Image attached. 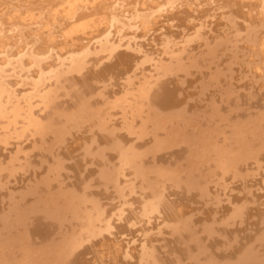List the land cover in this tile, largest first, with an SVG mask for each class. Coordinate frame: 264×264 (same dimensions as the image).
Segmentation results:
<instances>
[{
    "label": "bare ground",
    "instance_id": "1",
    "mask_svg": "<svg viewBox=\"0 0 264 264\" xmlns=\"http://www.w3.org/2000/svg\"><path fill=\"white\" fill-rule=\"evenodd\" d=\"M209 9L214 20L222 15L217 10L230 14L224 33L232 26L236 35L245 31L247 41L236 37L244 43L230 50L226 35H205L208 20L201 17ZM262 12L264 0H0V148L30 135L32 146L44 152L41 163L54 158L45 175L39 166L32 168L29 184L6 192L0 205V264H101L105 256L115 264H182L183 258L185 264H230L228 257L218 260L211 240L197 231L209 237L214 228L194 227L183 211L209 199L218 204L226 181H244L251 169L261 173L264 185V108L249 111L252 92L245 93L241 102L248 106L242 108L243 90L236 92L231 81L232 64L244 69L242 56L249 59L247 72L264 77V37L255 38L264 24ZM199 47L201 52L194 51ZM192 67L206 68L200 71L208 79L199 81L198 93L185 89ZM170 74H175L172 86L165 79ZM222 80L217 103L209 88L218 89ZM145 137L144 146L136 143ZM61 145L63 158L71 161L67 186L61 183L62 157L53 150ZM22 147L16 145L7 161L0 158V175H14L15 160L30 151ZM174 147L181 151L171 156L183 154L184 161L159 164L156 153ZM19 166L30 168L27 161ZM166 189L175 198L167 197ZM256 196L247 190L231 215L243 224ZM108 200L117 204L111 208ZM153 216L171 221L170 238L157 245L159 239L150 234L159 230L144 227ZM127 221L142 223L139 237L127 239L126 247L108 242ZM256 240L264 241L261 233ZM130 241L136 244L128 246ZM262 251L245 248L238 264H264Z\"/></svg>",
    "mask_w": 264,
    "mask_h": 264
},
{
    "label": "rangeland",
    "instance_id": "2",
    "mask_svg": "<svg viewBox=\"0 0 264 264\" xmlns=\"http://www.w3.org/2000/svg\"><path fill=\"white\" fill-rule=\"evenodd\" d=\"M207 8H210L209 6H207ZM213 12V10L212 9H209V11H208V13H206L203 17H201V19H203V20H208V22L206 23L207 24V26H206V28H204V30H205V35H207V36H212V37H214V36H216L217 35V37H221V36H224V35H226L227 36V38L229 37V39L227 40L228 42L229 41H231V43H232V45H234L233 47L231 46V43L229 44V43H227V44H229L228 46H227V49H229L230 48V50H232V49H235L234 47H237L238 45H240V44H242V43H244L245 41H247L246 39H247V37L246 36H244L245 34H246V32L245 31H239V32H236L237 33V35L235 34V31H234V29L232 28V26L229 28V26H228V28H229V30L227 31V32H225L224 33V30L226 29V26H225V19H228V18H230V14H228L226 11H223V10H217V12L216 13H220V12H222V15H220V14H216V16L218 17L216 20H214V18L213 17H211L210 16V13H212ZM224 12V13H223ZM263 13V14H262ZM261 14H262V17H264L263 15H264V12H262ZM224 14V15H223ZM224 17V18H223ZM211 20H214V22H209V21H211ZM219 21V22H218ZM262 21V24L264 23V18L261 20ZM200 23V22H199ZM219 23V24H218ZM222 23V24H221ZM201 24V23H200ZM205 24V23H204ZM199 25V24H198ZM165 26H166V24H165ZM216 26V27H215ZM219 28H218V27ZM197 27H200V25L199 26H197ZM218 28V29H217ZM220 28H221V30H220ZM223 28H225V29H223ZM171 29H175V30H181V27L180 28H175V27H172ZM231 29V30H230ZM264 24L262 25V26H260V27H258V29L256 30V31H258L256 34L258 35V36H255V38H257V40H259V38L258 37H264ZM263 30V31H262ZM190 31H192V30H190ZM218 31V32H217ZM233 31V32H232ZM262 31V32H261ZM161 32V28H159V29H157V30H155L153 33H151V35H149L148 37L149 38H152V35L153 34H155V35H157V34H159ZM238 33L239 34H241L240 35V37L238 36ZM260 33V34H259ZM231 34V35H230ZM247 35V34H246ZM263 35V36H262ZM242 36V37H241ZM236 37H238V38H240V39H242L241 41H242V43H241V41L238 39V38H236ZM216 38V37H215ZM232 38V39H231ZM246 38V39H245ZM210 39V41L211 40H213L214 38H209ZM245 39V40H244ZM237 40H239V41H237ZM256 40V39H255ZM257 40H256V42H257ZM226 41V42H227ZM152 42V41H151ZM252 42H255L254 40L252 41ZM255 42V43H256ZM238 45H237V44ZM193 44H196V43H193ZM235 44L237 45V46H235ZM152 45H154L153 44V42H152ZM152 45H148L147 47H151ZM154 49H158L159 48V46L157 45H154V46H152ZM203 50V47H199V48H196L194 51H196V52H201ZM244 52H246V50L244 49ZM97 53H100V52H97ZM246 54H247V52H246ZM242 59H243V61L241 62V64L243 65V70H240L239 68V65H238V63L236 64H232L233 66V71H235V72H233L234 74H233V78L231 79V81H233L232 83H233V85H234V87H235V91L236 92H240V91H238V90H243V91H241L238 95H239V98H241L242 100H240V102L242 101H244V99H246L245 97L246 96H244L245 95V93H249V92H252L254 95H255V97H256V100H255V97L252 99V100H248V104H250L249 105V111H254L255 109H263L264 107V85H260L261 86V88H259L260 86H259V84H260V82L262 83V84H264V80H262L264 77L263 76H259L257 73H253V72H247L246 71V67H247V65H248V60L249 59H247V56H242ZM245 60V61H244ZM211 66H214V64H212ZM238 67V68H237ZM201 69V71H204V72H206V68L205 67H200ZM242 68V67H241ZM203 69V70H202ZM198 70V71H197ZM199 70V67H192V68H190V71H189V73L186 75V78H187V80H189V85H187L186 86V90L187 91H189V92H192L193 90V93H198V89H199V87L197 88L196 86H198V84H199V81L201 80H204V81H206V79H208L207 78V76H206V74H202V72ZM242 72H243V74H245L244 75V77L242 78V79H240V73L242 74ZM245 72V73H244ZM191 74V75H190ZM199 74V75H198ZM247 74V75H246ZM249 74V75H248ZM175 74H170V75H167L166 77H165V79L168 81L167 83H169L168 85L169 86H172V85H174V83H176L174 80H171L172 78L174 79V76ZM193 75V76H192ZM201 75V76H200ZM251 75V76H250ZM256 75V76H255ZM259 76V77H258ZM245 77H246V79H245ZM253 77V78H252ZM256 77V78H255ZM258 78V79H257ZM255 79V80H254ZM248 80V81H247ZM252 80H253V82H252ZM224 82L225 81H221L220 82V87H218V89H216L215 87H210L209 88V92H210V94H213V96H214V99L216 100V102L217 103H222V101H221V97H219V96H222L221 95V93H219L222 89H221V86H223L224 87ZM234 82H236V83H234ZM193 83V84H192ZM247 83H249V84H247ZM255 83H257L256 85H255ZM239 84V85H238ZM247 86V85H249V87L247 86V87H245V86ZM251 85H253L252 87H250ZM239 86H241V87H239ZM243 87V88H242ZM188 88V89H187ZM239 88V89H238ZM192 89V90H191ZM252 89V90H251ZM259 91H258V90ZM214 91V92H213ZM219 91V92H218ZM255 92V93H254ZM243 93V94H242ZM195 95L196 94H193V97H195ZM244 96V97H243ZM192 97V98H193ZM216 97V98H215ZM219 97V98H218ZM244 98V99H243ZM220 100V101H219ZM261 102H260V101ZM204 101H206V100H203L202 102H201V104L203 103H205ZM257 101V102H256ZM241 102V103H242ZM250 102V103H249ZM259 102V103H258ZM257 103V104H256ZM242 105H243V103H242ZM247 104H245V105H243V106H241L242 108L243 107H245ZM248 106V105H247ZM255 106V107H254ZM257 106V107H256ZM87 129H88V127H87ZM32 136H30V135H28V136H25V137H23V138H21L20 140H12L11 141V143H9L8 145H6V146H4V148L2 147V148H0V158H2V159H4L5 161H7L8 159H9V157H10V155H11V153L13 154V152L15 153V150H16V145H18V146H20V147H22L23 149H24V151H26V152H28L29 150V152L27 153V154H24L23 152L21 153V154H19V156H18V161L17 160H15V162H14V167L16 168V170H15V173H14V175H6L7 173H2L1 175H0V181H4V182H0L1 184V190H0V205L1 204H3V202L6 200L5 198H6V192H8V190L10 191L11 189H16V190H19V189H21V188H23L24 186H26L27 184H29V182H31L32 181V179H31V172L33 171V169H37V167H38V169H37V171H40L41 173H42V175H45V172L47 171V168L46 167H48V165H47V163L49 164L50 162L52 163V161H54V158L51 156V157H47V162L46 163H41V160H42V157H43V154H44V152H43V150L42 149H40V148H38V147H33L32 146V143H33V140H34V137H32ZM48 138H49V136H48ZM29 139L31 140L30 142H29ZM145 139V140H144ZM28 140V141H27ZM17 141V142H16ZM22 141H24V142H22ZM143 141H145V142H143ZM19 142V143H18ZM26 142V143H25ZM32 142V143H31ZM46 143V145L47 144H49L50 143V140H48V141H45ZM147 142V137H145V138H143L142 140L141 139H139V140H136V143H138V144H140V145H142V146H144L143 144L144 143H146ZM21 143V144H20ZM29 143V144H28ZM38 143V146L40 145V142H37ZM42 143V142H41ZM44 143V142H43ZM16 144V145H15ZM13 145V146H12ZM139 145V146H140ZM15 146V147H14ZM43 146V145H42ZM60 146V145H59ZM57 147V146H55L54 148L55 149H53L54 150V155L55 156H58L60 159H61V157H62V159H61V161H62V163H66L65 165L63 164V167H64V169H63V171H62V173H61V179H62V181H61V183L63 184V185H65V186H67V182H69V180H70V178L67 176V174L69 173V172H71V170L69 171V170H67L66 168L69 166V164L71 163V161L69 160V159H65V157L63 158V156L62 155H64L63 153H64V145H61L62 147ZM142 146L141 147H139V148H141V149H143L142 148ZM3 149H4V151H3ZM40 149V150H39ZM43 149H46V147H44ZM173 149V148H172ZM172 149H167V150H161V151H159V152H157L156 154L159 156V158L161 159L160 161H159V164L161 163V164H166L167 163V161H169V160H173V158L175 159L176 158V161H177V156L176 157H172L171 155H172V152L174 151H178V149H179V151H181V147H174V150H172ZM12 150V151H11ZM32 150V151H31ZM36 150V151H35ZM42 150V151H41ZM58 150V151H57ZM11 151V152H10ZM35 151V152H34ZM45 151V150H44ZM56 151H57V153H56ZM167 151V152H166ZM7 154H6V153ZM60 152V153H59ZM78 152V153H77ZM38 153V154H37ZM169 153V154H168ZM32 154V155H31ZM40 154V155H39ZM57 154V155H56ZM76 155H80V152L77 150L76 151V153H75ZM161 154V155H160ZM162 154H163V157H162ZM4 155V156H3ZM27 156V160H24L23 158H24V156ZM34 155H36L35 157H34ZM167 155H168V157H167ZM181 155H183V154H180L179 155V158L181 159H178V163L180 164L181 162H183L184 161V157H182ZM2 156V157H1ZM9 156V157H8ZM25 156V157H26ZM31 156V157H30ZM41 156V157H40ZM166 158H165V157ZM30 157V158H29ZM151 156H146L145 158L146 159H148V161L151 159L150 158ZM6 158V159H5ZM167 158H168V160H167ZM65 159V160H64ZM166 159V160H165ZM30 160H32V162L30 161ZM35 160V161H34ZM49 160V161H48ZM181 162H180V161ZM20 161H23V162H28L29 164H30V168H27L26 170L25 169H21L20 168V166H19V163H20ZM68 161V162H67ZM18 162V163H17ZM37 165H36V164ZM50 163V164H51ZM31 164H32V166H31ZM33 164H34V166H33ZM68 165V166H67ZM45 167V168H44ZM17 168H19V170L17 169ZM33 168V169H32ZM29 169H31V170H29ZM18 170V171H17ZM23 171H25V173L23 172ZM28 171V172H27ZM30 171V172H29ZM251 171H253V173H255L254 175H253V173L251 172ZM251 171H250V174H249V176L247 177H245L244 178V181L243 180H241V179H228L227 181H226V183H228L227 184V187H229V186H231V188L229 189V188H227L226 187V189L224 190V192H222V193H220L221 195L223 194H225V196L223 197V195L222 196H220L221 198H220V201H219V203L218 204H216V203H214V199H209V198H207V200L209 199L210 201H208V203H206V204H201L200 202L198 203V202H196V203H191V206H187V207H185L184 208V211H183V215H184V217H186V218H188L189 219V221H190V223L192 224V225H194V227H196V228H198V227H200L199 226V224H207V225H209L210 226V229L212 230V228H214L213 230H212V234L209 236V237H206V235H204L203 233H201V230H199L200 228H198V230L197 231H200L199 232V234L201 235V237L203 238V239H205L206 241H207V239H208V241H207V243H210V240H211V247H212V251L213 252H215L216 253V256H218V260H220L221 262H225V261H227V257H228V261H229V263L230 264H238V258H237V256L239 257L240 255L238 254V250H240V254H241V252L245 249V248H248V247H252V249H253V251H255V250H259L260 252L263 250L264 251V241H262L260 244H259V241L258 240H256V237H258L259 236V234L261 233L262 234V236L264 237V185L262 184V182L260 181V180H263V178L262 179H260V177H261V173H256L257 171L256 170H253V169H251ZM255 171V172H254ZM28 174H27V173ZM260 172H262L263 173V170L261 169L260 170ZM17 174V175H16ZM63 174V175H62ZM252 174V175H251ZM19 175V176H18ZM47 175V174H46ZM260 175V176H259ZM18 176V178H16ZM257 176V177H256ZM4 177H6L5 179H2V178H4ZM8 177V178H7ZM12 177H13V179H12ZM259 177V178H258ZM14 178H16V179H14ZM22 178V179H21ZM246 178H248L247 180H246ZM9 180V181H7V180ZM11 179V180H10ZM31 179V181H29ZM251 179V180H250ZM255 179V180H254ZM260 179V180H259ZM15 180H17V182L18 183H16V181ZM242 182H241V181ZM22 181V182H21ZM24 181V182H23ZM26 181V182H25ZM235 181V182H234ZM237 181V182H236ZM238 181H240L241 182V187H240V182H238ZM14 182L16 183V184H14ZM230 182H231V184H230ZM244 182V184H243V186L244 185H246V187H243L242 186V183ZM249 182V183H248ZM10 183H11V185H10ZM65 183V184H64ZM234 183H235V185H234ZM237 183V184H236ZM246 183V184H245ZM15 186H14V185ZM19 184V185H18ZM21 184H23L22 186H20ZM26 184V185H25ZM18 185V186H17ZM210 185H212V186H210ZM4 188H3V187ZM8 186V188H6V187ZM207 186H209V187H207V189H209L208 191H209V193H213V192H215V190H214V186H213V183H209L208 182V184H207ZM235 186V187H234ZM253 186V187H252ZM238 187V188H237ZM243 187V188H242ZM250 187V188H249ZM236 190H235V189ZM246 188V189H245ZM211 189V190H210ZM213 189V190H212ZM228 189V190H227ZM241 189V190H240ZM3 190H5V191H3ZM15 190V191H16ZM233 190V191H232ZM235 190V191H234ZM239 191V193H238V191ZM243 190V191H242ZM247 190L248 191H251L254 195H257L254 199H255V202H251V203H249V207L251 208L250 209V214L252 215H248V216H246L245 218H244V222H243V224L242 223H240L239 222V220H240V217L239 216H237V217H233L231 214L233 213V211H234V209H232L235 205H240V203L242 202V201H244V199L245 198H240V199H237L238 197H242V195L244 194V193H246L247 192ZM167 191H168V193H167ZM228 191V192H227ZM230 191V192H229ZM233 192V193H232ZM243 192V193H242ZM170 193H171V189H166V194H167V197H169V198H171L172 196V198H175V196L174 195H170ZM232 193V194H231ZM169 194V195H168ZM230 197H229V196ZM213 196V195H212ZM228 196V197H227ZM199 197V196H198ZM198 197L196 196V198L198 199ZM227 197V198H226ZM232 197V198H231ZM171 198V199H172ZM5 199V200H4ZM225 199V200H224ZM199 200H202L201 202H204L203 201V199H199ZM212 200V201H211ZM227 200H229V201H227ZM111 202V204L109 203V202ZM107 202H108V205L107 206H109V205H111V206H109V207H111V208H113L116 204H117V200H108ZM232 201V202H231ZM106 202V201H105ZM211 202V203H210ZM227 202V203H226ZM224 203V204H223ZM258 203V204H257ZM233 204V205H232ZM135 205H138V203H134V206ZM203 205V206H202ZM207 205V206H206ZM231 205V206H230ZM254 206V208H253V206ZM194 206V207H193ZM196 206V207H195ZM203 208V207H209V210H207V211H205V209L203 208V209H201V207ZM198 207V208H197ZM216 207V208H215ZM229 207V208H228ZM197 208V209H196ZM218 208H220V209H218ZM216 209H218V210H216ZM256 209H257V211H256ZM195 210H197V211H195ZM200 212H199V211ZM202 210H204L203 212H202ZM212 210V211H211ZM253 213H252V212ZM259 211V212H258ZM190 212H193V213H190ZM202 214V215H199V214ZM207 213L208 214H210V218H207V219H205L206 218V216H207ZM219 213V214H218ZM225 213H226V215H225ZM187 214V215H186ZM191 214H193V216L191 215ZM194 214H196V216L194 215ZM224 214V215H223ZM230 214V215H229ZM186 215V216H185ZM189 215V216H188ZM256 215V216H255ZM199 216V217H198ZM226 216V217H225ZM254 216V217H253ZM205 217V218H204ZM213 217V218H212ZM217 219H216V218ZM230 217V218H229ZM239 217V218H238ZM260 217H261V219H260ZM157 220H156V219ZM154 218V216L152 217V219H151V221H150V223H144V224H146V225H144V227H146V226H151L150 228L152 229L151 231H152V233H155V232H157V229L159 230L158 232L160 233V235H159V233H156L155 235L154 234H150V237L151 238H154V237H157V239H159V241H157L155 244L157 245L159 242H162V241H164V240H166V239H168V238H170V228H169V226H170V224H171V221L170 220H166V219H163L162 217L160 218L159 216H156ZM159 218V219H158ZM196 218V219H195ZM197 218H200V219H197ZM234 218V219H233ZM203 219V220H202ZM230 220V221H228V220ZM238 219V220H237ZM251 219V220H250ZM263 219V220H262ZM192 220V221H191ZM249 220V221H248ZM257 222H256V221ZM154 221V222H153ZM159 221V222H158ZM163 221H165V222H163ZM195 221H197V222H195ZM199 221V222H198ZM201 221V222H200ZM213 221V222H212ZM225 222L226 221V223H223L222 224V222ZM158 222V223H157ZM167 222V223H166ZM195 222V223H194ZM214 222H216V223H214ZM218 222V223H217ZM231 222V223H230ZM239 222V223H238ZM248 222V223H247ZM263 222V223H262ZM118 223V222H117ZM155 223V224H154ZM166 223V224H165ZM168 223H169V225H168ZM196 223H198V224H196ZM228 223V224H227ZM244 223H245V226H244ZM247 223V224H246ZM253 223V224H252ZM124 224V223H123ZM140 224L142 225V223L141 222H139L138 224H131L130 223V221H127L124 225V227L123 228H120V230L119 231H117V233H116V238L114 237V238H112L111 240L110 239H108V242H110V243H112V241L113 242H116V243H119V244H121V245H123L124 247H126V242H127V239H130V238H138L139 237V235L140 234H138V233H140L139 231H138V228H139V226H140ZM241 224V225H240ZM249 224V225H248ZM261 224H263V225H261ZM164 225V226H163ZM214 227H213V226ZM138 226V227H137ZM157 226H158V228H157ZM160 226V227H159ZM227 226V227H226ZM242 226V227H241ZM255 226V227H254ZM261 226V227H260ZM161 227H162V229H161ZM163 227H165V228H163ZM231 227H232V230H231ZM155 228V229H154ZM259 228H261V229H259ZM137 229V230H136ZM161 229V230H160ZM235 229V230H234ZM245 229V230H244ZM129 230V231H128ZM132 230V231H131ZM167 230V231H166ZM169 230V231H168ZM222 230V232H220ZM163 231V232H162ZM131 232V233H130ZM163 234H162V233ZM224 232H225V235H223L224 234ZM250 232V233H249ZM259 232V233H258ZM134 233V234H133ZM215 233V234H214ZM221 233V234H220ZM227 233V234H226ZM255 233H256V236H255ZM258 233V234H257ZM138 234V235H137ZM235 234H237V235H235ZM153 235V236H152ZM158 235H159V237H158ZM213 235V236H212ZM218 237H217V236ZM233 235L234 236H236V238H234L233 237ZM212 236V237H211ZM52 237H56V233H53V235H52ZM111 237V236H110ZM211 237V238H210ZM214 237V238H213ZM225 237H227V241H228V243H224L223 241V239L225 238ZM238 237H240V238H238ZM213 238V239H212ZM220 238V239H219ZM202 239V241L204 242V244H205V240H203ZM217 240L218 241H220V242H218L217 243ZM242 240V241H241ZM131 241H132V239H131ZM130 241V243H128V246H134V244H136V243H132ZM214 241H216L215 242V244H213L214 243ZM246 241V242H245ZM238 242V243H237ZM239 242L241 243V244H239ZM248 242V243H247ZM251 242V243H250ZM206 243V244H207ZM237 245H236V244ZM231 244H232V246H231ZM251 244H253L252 246H250ZM223 245H226L225 247L226 248H223L224 246ZM240 245V246H239ZM262 245V246H261ZM219 246V247H218ZM223 246V247H222ZM260 246V247H259ZM217 247L218 248H220V249H217ZM237 247V248H236ZM240 247V248H239ZM259 248V249H258ZM81 248H79L78 250H80ZM235 251H234V250ZM221 250V251H220ZM231 250V251H230ZM227 251V252H226ZM262 251V252H263ZM78 252V251H77ZM134 252H136V250L134 249ZM233 254H231V253ZM235 254H234V253ZM214 253V254H215ZM230 254V255H229ZM231 257H232V259H231ZM236 257V258H235ZM230 258V259H229ZM226 259V260H225ZM126 260H128V259H125V261ZM182 261V264H183V262H184V264H185V262H186V260H184V258L183 259H181ZM121 262V261H120ZM187 263V262H186ZM101 264H115L113 261H110V259L108 258V257H104L103 258V260L101 261ZM116 264H120V263H116ZM121 264H125V263H123V261H122V263ZM127 264V263H126Z\"/></svg>",
    "mask_w": 264,
    "mask_h": 264
}]
</instances>
